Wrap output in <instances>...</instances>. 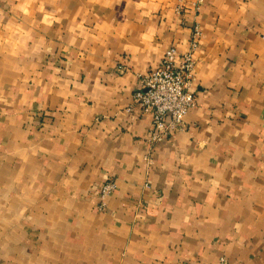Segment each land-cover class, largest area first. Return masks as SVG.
Segmentation results:
<instances>
[{"label": "crops", "instance_id": "crops-1", "mask_svg": "<svg viewBox=\"0 0 264 264\" xmlns=\"http://www.w3.org/2000/svg\"><path fill=\"white\" fill-rule=\"evenodd\" d=\"M196 26L151 144L140 75ZM0 264H264V0H0Z\"/></svg>", "mask_w": 264, "mask_h": 264}, {"label": "built area", "instance_id": "built-area-1", "mask_svg": "<svg viewBox=\"0 0 264 264\" xmlns=\"http://www.w3.org/2000/svg\"><path fill=\"white\" fill-rule=\"evenodd\" d=\"M201 35L200 28L196 26L186 52L181 53L176 47H170L158 67L140 75L131 107L151 115V144L158 143L175 131L183 129L188 111L196 105L195 94L190 85ZM115 187L113 181H107L102 186L100 208L106 205V197Z\"/></svg>", "mask_w": 264, "mask_h": 264}]
</instances>
